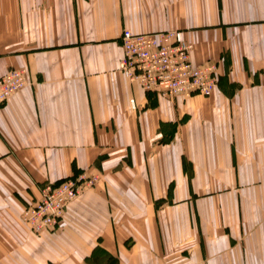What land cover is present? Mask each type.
Masks as SVG:
<instances>
[{
  "label": "crops",
  "instance_id": "1",
  "mask_svg": "<svg viewBox=\"0 0 264 264\" xmlns=\"http://www.w3.org/2000/svg\"><path fill=\"white\" fill-rule=\"evenodd\" d=\"M180 29L210 95L147 92L124 29ZM0 264H264V0H0ZM97 180L41 235L45 183Z\"/></svg>",
  "mask_w": 264,
  "mask_h": 264
},
{
  "label": "built area",
  "instance_id": "2",
  "mask_svg": "<svg viewBox=\"0 0 264 264\" xmlns=\"http://www.w3.org/2000/svg\"><path fill=\"white\" fill-rule=\"evenodd\" d=\"M121 45L124 55L119 70L147 92L166 97L208 96L218 85L217 62L195 64L191 57L193 45L180 29L133 32L126 28L121 34ZM25 82V69H12L0 76V104ZM96 180V176L81 172L45 183L41 198L25 205L24 221L35 234L50 232L63 221L68 203Z\"/></svg>",
  "mask_w": 264,
  "mask_h": 264
},
{
  "label": "bare ground",
  "instance_id": "3",
  "mask_svg": "<svg viewBox=\"0 0 264 264\" xmlns=\"http://www.w3.org/2000/svg\"><path fill=\"white\" fill-rule=\"evenodd\" d=\"M12 69H17V70H19V69H24V68H11V69H9L5 74H7V73H8L10 70H12ZM25 70H26V69H25ZM5 74H4V75H5ZM26 83H27V70H26V82H25V84H24L21 88H19L18 90L13 91L12 94L15 93L16 91H19L20 89H22V88L26 85ZM12 94H11V95H12ZM11 95H9L5 100L7 101ZM4 102H5V101H4ZM4 102H3V103H4ZM0 105H1V104H0ZM22 216H23V215H22ZM27 225H28V224H27Z\"/></svg>",
  "mask_w": 264,
  "mask_h": 264
},
{
  "label": "rangeland",
  "instance_id": "4",
  "mask_svg": "<svg viewBox=\"0 0 264 264\" xmlns=\"http://www.w3.org/2000/svg\"><path fill=\"white\" fill-rule=\"evenodd\" d=\"M33 232V231H32ZM34 233V232H33Z\"/></svg>",
  "mask_w": 264,
  "mask_h": 264
}]
</instances>
